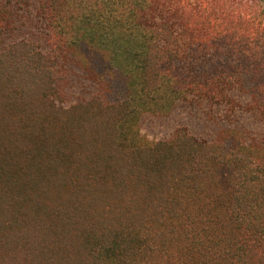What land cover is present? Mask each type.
Segmentation results:
<instances>
[{
  "label": "trees",
  "instance_id": "trees-1",
  "mask_svg": "<svg viewBox=\"0 0 264 264\" xmlns=\"http://www.w3.org/2000/svg\"><path fill=\"white\" fill-rule=\"evenodd\" d=\"M37 2L53 54L0 0V264H264V138L125 128L138 96L264 118V0ZM72 58L99 91L67 104Z\"/></svg>",
  "mask_w": 264,
  "mask_h": 264
},
{
  "label": "rangeland",
  "instance_id": "rangeland-1",
  "mask_svg": "<svg viewBox=\"0 0 264 264\" xmlns=\"http://www.w3.org/2000/svg\"><path fill=\"white\" fill-rule=\"evenodd\" d=\"M37 7V0H30L29 5L23 4L15 9L20 21L16 31L7 37V41L26 39L36 43L45 54H53L55 47L50 38L48 25L37 13ZM100 33L102 39L106 38L107 33L104 31ZM136 44L137 40L134 37L127 41L123 36L115 44L118 65L127 71L134 69L135 60L127 54L138 49ZM65 61L64 57L60 58L59 64L63 65ZM79 66L81 67V64ZM79 66L76 59L72 58L67 68L70 82L74 86L66 92L67 104L76 103L78 98H87L99 91L97 83L86 80L87 77L92 79L93 76H89L90 74ZM83 90L86 94H83ZM235 96L240 103L248 100V96L240 93H235ZM58 99L64 101L59 95ZM135 100L136 111L125 123V128L131 131L132 138L141 142L168 140L180 127L188 128L193 135L207 141H214L219 135L231 131L238 132V137L248 144L260 143L264 138V118L244 104L242 108L232 112L225 107H211L207 103L188 100L177 103L174 110L167 114L170 106H167L166 99H144L138 96Z\"/></svg>",
  "mask_w": 264,
  "mask_h": 264
}]
</instances>
